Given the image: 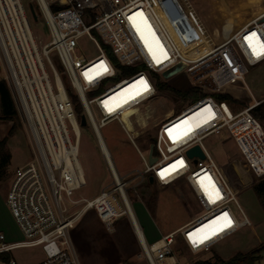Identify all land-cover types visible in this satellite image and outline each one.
<instances>
[{
    "label": "built area",
    "instance_id": "1",
    "mask_svg": "<svg viewBox=\"0 0 264 264\" xmlns=\"http://www.w3.org/2000/svg\"><path fill=\"white\" fill-rule=\"evenodd\" d=\"M163 2L35 0L48 28L49 39L44 40L31 27L30 12L22 0H0V81L13 93L32 150L31 157L13 172L6 198L22 238L11 241L0 232V257L8 255L7 261L0 258V264H17L15 249L36 246L45 255L38 264H80L71 229L91 210L109 230L127 215L143 250L144 255L139 256H144L147 264H196L184 262L187 252L208 251L240 228L251 226L204 139L226 128L249 169L257 177L264 176V126L252 113L260 101L245 84L249 68L264 62L260 48L264 44V12L238 28L233 22L229 29L225 28L228 22L223 24L222 42L192 58L182 52L162 21L158 5ZM138 26L150 27L154 44L142 40ZM252 33L256 37L250 47L246 37ZM86 44L95 47V54L88 53ZM64 76L110 174V182L91 198L81 194L88 183L80 157L81 116L74 111ZM177 76L187 77L203 95L178 113L173 108L156 117L153 103L158 82ZM235 86L243 96L230 92ZM218 94L233 95L246 101V106L233 111L226 101L216 98ZM193 110L198 114L189 119ZM113 120L134 144L147 128H154L150 147L156 160L150 163L149 153L145 157L138 149L145 168L133 179L149 181L153 176V183L160 186L182 179L198 206V213L189 222L149 243L139 233L129 200V181L119 175L110 153L102 148L101 128ZM196 145L203 158L187 155ZM209 193H213L212 199ZM232 202L239 208V218ZM225 213L232 226L211 236L222 227L224 222L219 218ZM204 236L210 238L200 243ZM256 264H264L263 252Z\"/></svg>",
    "mask_w": 264,
    "mask_h": 264
},
{
    "label": "rangeland",
    "instance_id": "2",
    "mask_svg": "<svg viewBox=\"0 0 264 264\" xmlns=\"http://www.w3.org/2000/svg\"><path fill=\"white\" fill-rule=\"evenodd\" d=\"M22 1L27 9L29 4L35 6V0ZM162 4L167 5L168 13L171 17L173 16L175 25H178L179 29L176 32L178 44L182 51L192 58L199 57L222 42L223 24L233 22L238 28L264 12V0H164ZM158 8L162 9V5H158ZM37 13L38 20L30 17L31 27L44 36V40H47L49 39L48 28L38 10ZM183 21L186 22L185 25ZM198 40H202L201 42L207 46L206 51L200 48ZM85 48L88 53L95 54V47L92 44H86ZM52 57L59 65L54 54ZM64 78L66 85L73 92L69 79L67 76ZM167 80L178 89L191 85L185 76L167 78ZM245 84L258 101L264 99V62L249 68L245 76ZM230 92L234 96L244 95L238 86L231 87ZM240 102L244 105L236 106V111L246 106V101ZM187 105L189 103L181 104L176 109L177 105L173 97L160 91L154 97L153 103L157 110L156 117L160 118L170 109L174 108L178 113ZM73 108L76 115L80 117L83 110L76 100H73ZM13 124L12 121L0 119V138H7L5 151L10 153L6 175L0 181L2 190L9 188L16 168L31 157L30 137L26 122L20 113L19 120H16V132L10 134ZM101 134L113 165L119 175L129 181L130 204L147 243L182 226L198 213L193 194L184 180L180 179L173 184L160 186L157 183L150 184L147 179L142 182L139 178L133 179L138 172L144 171L145 164L138 149L145 157H148L151 137L154 134L152 126L135 139V144L127 137L117 120L104 125L101 128ZM204 145L231 186L238 204L250 219L251 226L240 228L235 234L217 243L208 251L196 254L187 252L188 257L183 259L185 263L198 261L216 263L215 256L229 259L238 251L248 252L264 244V208L253 188L255 183L264 176L257 177L249 169L226 128L206 137ZM80 157L88 182L87 186L81 189V194L91 198L110 182V174L89 124L81 126ZM231 208L239 218L241 213L235 202L231 203ZM15 231L14 235L21 239L20 231L17 228ZM70 236L80 264H117L120 262L147 264L144 256H139V254L144 255L143 250L127 215L114 225V230H109L91 210L71 229ZM262 252L264 253V250ZM180 253L177 252L178 255ZM13 256L17 264H38L45 257L39 246L15 249Z\"/></svg>",
    "mask_w": 264,
    "mask_h": 264
},
{
    "label": "trees",
    "instance_id": "3",
    "mask_svg": "<svg viewBox=\"0 0 264 264\" xmlns=\"http://www.w3.org/2000/svg\"><path fill=\"white\" fill-rule=\"evenodd\" d=\"M106 50L108 55L111 58H114L113 52L108 46H106ZM158 90L173 97V100L177 105L176 109L179 108L181 104H191L195 102L203 95V93L198 88L192 85H187L184 88L178 89L176 87H173L168 80L158 82ZM68 92L71 98L73 100H76L75 95H73L69 89ZM216 98L218 100L226 101L233 111L237 110L236 106L244 105L239 100L233 98L230 94H218L216 95ZM0 109V119L12 121L14 123L10 130V134H13L17 129L16 120H19V113L13 98V94L11 93L9 86L5 81H0ZM252 113L264 125V103L260 106H256L252 110ZM152 141L153 139L151 138V143ZM6 142L7 138H0V181L6 175V169L10 159V153L8 151H5ZM253 188L264 208V178L255 183ZM263 250L264 244L259 248L248 252L238 251L229 259H222L219 256H215L217 260L216 263L198 261L196 262V264H256V261L258 260ZM0 258L4 261H7L8 255H2Z\"/></svg>",
    "mask_w": 264,
    "mask_h": 264
},
{
    "label": "bare ground",
    "instance_id": "4",
    "mask_svg": "<svg viewBox=\"0 0 264 264\" xmlns=\"http://www.w3.org/2000/svg\"><path fill=\"white\" fill-rule=\"evenodd\" d=\"M168 7L165 4H162V9H159V13L161 16L162 21L165 23L166 27L168 28L170 34L173 36L174 40L176 41V43L178 44L177 41V29L178 25H175L176 22L173 19V16L171 17V15L168 13ZM172 12V11H171ZM182 14V13H181ZM181 18V17H180ZM184 18V17H183ZM180 21V20H179ZM186 22L183 21V25H185ZM230 22H228V24L226 25V29L230 28ZM192 28V27H191ZM138 33L140 35V37L142 38V40L147 43L148 45L154 44V34L152 32V30L150 29V27L148 26H138L137 27ZM186 31V30H185ZM197 31V30H196ZM188 34V33H187ZM195 34V33H194ZM178 35H179V31H178ZM183 37V36H182ZM189 38V37H188ZM187 38V39H188ZM197 38V37H196ZM195 39V38H194ZM196 40V39H195ZM199 44H200V48L203 49V51H206L208 48L205 44H203L201 41L202 40H198ZM179 48L182 50V48L180 47V45L178 44ZM197 46V45H196ZM183 52V51H182ZM196 114H198V110H193L192 112H190L189 114V119L193 118L194 116H196ZM143 117V116H142ZM124 120L127 122L129 128H132L131 123L129 122V120L127 119V116H124ZM103 150L104 152H106L109 155V150L107 148V146L105 144H103ZM135 217V216H134ZM136 219V218H135ZM137 221V220H136ZM138 224V223H137ZM138 229H139V233L141 236H143V232L138 224Z\"/></svg>",
    "mask_w": 264,
    "mask_h": 264
},
{
    "label": "crops",
    "instance_id": "5",
    "mask_svg": "<svg viewBox=\"0 0 264 264\" xmlns=\"http://www.w3.org/2000/svg\"><path fill=\"white\" fill-rule=\"evenodd\" d=\"M22 165V164H21ZM150 183V182H149ZM8 190H2L0 188V232H3L5 233V235L7 236V238L11 241L13 240H20L19 238L20 237H17V235H14L16 232L15 229L17 227L10 211H9V208L7 206V203H6V198H7V194H8ZM133 210V209H132ZM134 213V212H133ZM134 216H135V213H134ZM129 218V217H128ZM136 218V217H135ZM130 219V218H129ZM137 220V219H136ZM131 221V220H130ZM138 222V221H137ZM189 222V221H188ZM187 223V222H186ZM139 224V223H138ZM141 227V226H140ZM181 227V226H180ZM179 228V227H178ZM176 228V229H178ZM142 229V228H141ZM175 229V230H176ZM19 230V229H18ZM135 232V231H134ZM143 232V230H142ZM21 234V232H20ZM136 234V233H135ZM144 235V233H143ZM137 236V235H136ZM138 238V236H137ZM138 241H139V238H138ZM140 243V241H139ZM141 245V244H140Z\"/></svg>",
    "mask_w": 264,
    "mask_h": 264
},
{
    "label": "water",
    "instance_id": "6",
    "mask_svg": "<svg viewBox=\"0 0 264 264\" xmlns=\"http://www.w3.org/2000/svg\"><path fill=\"white\" fill-rule=\"evenodd\" d=\"M28 10H29V12H30L31 17H32L34 20H38V13H37V10H36V6H34L33 4H29V5H28ZM81 125H82V126H85V125H86V118H85V116H81ZM187 155H188L189 157H193V156H195V155H198V156H200L201 158L204 157V154H203L201 148H200L198 145H196V146L190 148V149L187 151ZM149 160H150V163H154L155 160H156V158L153 156V146H151V147H150V150H149ZM153 181H154L153 176H150V178H149V182H150V184H152Z\"/></svg>",
    "mask_w": 264,
    "mask_h": 264
},
{
    "label": "snow or ice",
    "instance_id": "7",
    "mask_svg": "<svg viewBox=\"0 0 264 264\" xmlns=\"http://www.w3.org/2000/svg\"><path fill=\"white\" fill-rule=\"evenodd\" d=\"M256 37V33H252L250 37H246L247 40H249V46L251 47V40L252 38ZM260 48L262 50V52H264V44H261L260 45ZM253 51H256L255 49H253ZM257 55H260L261 52H257L256 53ZM145 90H147V85L145 84ZM163 173H161V176L163 177ZM203 186V185H202ZM215 197L216 198H219V192H215L214 193ZM212 196H213V193H209V198L212 199ZM220 220H223V225L222 227H220L219 229L215 230V231H212L211 232V236H215L217 234V231H223L225 228H228V227H231L232 226V221L231 219L228 218V214L225 213L223 217H220L219 218ZM213 223H216L215 221H213ZM192 234H190V237H191ZM210 236H204L199 242L200 243H203L205 239H209Z\"/></svg>",
    "mask_w": 264,
    "mask_h": 264
},
{
    "label": "flooded vegetation",
    "instance_id": "8",
    "mask_svg": "<svg viewBox=\"0 0 264 264\" xmlns=\"http://www.w3.org/2000/svg\"><path fill=\"white\" fill-rule=\"evenodd\" d=\"M263 103H264V99L261 100L257 106H260V105L263 104Z\"/></svg>",
    "mask_w": 264,
    "mask_h": 264
}]
</instances>
